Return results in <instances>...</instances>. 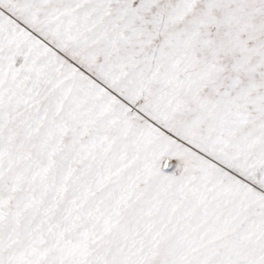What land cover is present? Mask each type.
<instances>
[{
  "label": "snow or ice",
  "instance_id": "1",
  "mask_svg": "<svg viewBox=\"0 0 264 264\" xmlns=\"http://www.w3.org/2000/svg\"><path fill=\"white\" fill-rule=\"evenodd\" d=\"M0 264H264V0H0Z\"/></svg>",
  "mask_w": 264,
  "mask_h": 264
}]
</instances>
